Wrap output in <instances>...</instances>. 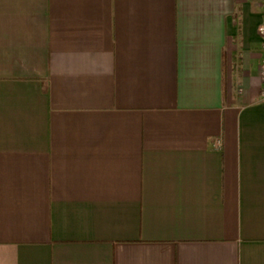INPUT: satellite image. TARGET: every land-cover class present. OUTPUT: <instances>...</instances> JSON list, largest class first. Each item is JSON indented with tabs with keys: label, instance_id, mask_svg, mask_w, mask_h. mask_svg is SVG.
I'll use <instances>...</instances> for the list:
<instances>
[{
	"label": "crops",
	"instance_id": "obj_1",
	"mask_svg": "<svg viewBox=\"0 0 264 264\" xmlns=\"http://www.w3.org/2000/svg\"><path fill=\"white\" fill-rule=\"evenodd\" d=\"M264 0H0V264H264Z\"/></svg>",
	"mask_w": 264,
	"mask_h": 264
},
{
	"label": "built area",
	"instance_id": "obj_2",
	"mask_svg": "<svg viewBox=\"0 0 264 264\" xmlns=\"http://www.w3.org/2000/svg\"><path fill=\"white\" fill-rule=\"evenodd\" d=\"M259 33L263 38V44H264V24L260 27ZM262 75H263V79H264V61H263V73H262Z\"/></svg>",
	"mask_w": 264,
	"mask_h": 264
}]
</instances>
